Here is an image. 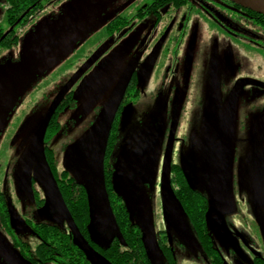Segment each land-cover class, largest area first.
<instances>
[{
	"label": "flooded vegetation",
	"instance_id": "1",
	"mask_svg": "<svg viewBox=\"0 0 264 264\" xmlns=\"http://www.w3.org/2000/svg\"><path fill=\"white\" fill-rule=\"evenodd\" d=\"M66 1L43 0L23 21L7 17L8 28L0 26V52L17 45V28L37 22ZM84 31L59 53H76L93 36L84 58L32 109L39 110L35 145H28L24 124L33 119L30 113L32 118L26 115L4 149L9 169L0 189V234L5 237L0 236V264H65L67 235L76 249L82 248L75 227L88 245L104 248L120 242L142 248L158 264H177L176 258L191 253L206 264H229L223 253L234 264H264V15L227 0H97L95 17ZM131 64L134 71L105 156V186L121 240L93 218L95 205L86 187L91 164H85L84 154ZM2 77L0 151L8 126L28 99L14 100L13 71ZM66 88L46 130L44 150L74 224L48 195L36 159L43 121ZM143 98L150 109L139 116L136 108ZM82 123L88 124L80 130ZM19 141L20 147H15ZM167 156L171 213L165 212L163 196ZM225 160L231 168L233 206L232 212L221 206L219 216L214 203L225 199L217 171ZM140 162L135 192L133 171ZM84 188V206L92 214L78 224L66 195ZM154 194L162 201L153 212L160 215L157 234L150 220ZM229 216H234L232 221ZM38 234L52 241L44 248L58 249V261L40 257Z\"/></svg>",
	"mask_w": 264,
	"mask_h": 264
},
{
	"label": "rangeland",
	"instance_id": "2",
	"mask_svg": "<svg viewBox=\"0 0 264 264\" xmlns=\"http://www.w3.org/2000/svg\"><path fill=\"white\" fill-rule=\"evenodd\" d=\"M121 3V0H119ZM106 4V3H104ZM97 0H69L63 2L60 6L55 8L51 13H46V16L38 19L37 22H33L25 26L24 28H17L15 30L18 42L17 45L11 49H4L0 52V81L4 75H9L13 71L14 100H18L20 103L23 102L24 98H28L22 106V112L18 119H14L12 124L8 126V137H6L5 146L0 151V189L4 187L6 174L8 172L7 166L9 163L8 154L5 153V147L10 143L11 138L15 135V131L19 124H22L26 115L32 118L30 121H25L26 129L29 133L28 145L34 141V131L36 124L34 119L38 116L39 110L33 112V107L37 101H41L44 97L52 95L53 90L58 84L63 83L66 79V72H70L71 69L76 67L80 61L84 58L85 52L93 44L95 37H91L87 42L78 49L76 53L70 52L64 56L60 55L61 48L76 37H79L85 33L91 22L93 21L96 13ZM112 5L109 4L110 8ZM52 8V7H51ZM6 4L5 0H0V26L4 29L8 28L6 22ZM63 27V30L59 31L49 42L44 43L43 41L50 35H52L56 29ZM44 44H43V43ZM68 42V43H69ZM248 53V52H247ZM247 71H249L247 69ZM71 73V72H70ZM73 73V71H72ZM153 84H151L152 86ZM33 87H36V92L32 95L28 94L32 91ZM24 103V102H23ZM150 109L148 99H142L139 107L136 108L137 115H144ZM88 123H82L80 130H83ZM21 141L16 143L15 147H20ZM24 155V152H23ZM124 159L127 160L130 157V151L127 155H124ZM57 158L59 162L62 161V155L57 152ZM151 199V225L153 233L157 234L158 229L161 227L159 212L154 215V211L159 209L162 201L157 198L155 194ZM234 216H229L228 220H233ZM19 227H21L19 225ZM236 227L239 226L236 224ZM1 238L5 239L0 234ZM262 253L264 256L263 249ZM163 255V254H162ZM229 264H234L233 259L223 253ZM165 257V256H163ZM177 264H206L202 259H198L195 254L189 256L181 255L176 258ZM252 264V263H250Z\"/></svg>",
	"mask_w": 264,
	"mask_h": 264
},
{
	"label": "water",
	"instance_id": "3",
	"mask_svg": "<svg viewBox=\"0 0 264 264\" xmlns=\"http://www.w3.org/2000/svg\"><path fill=\"white\" fill-rule=\"evenodd\" d=\"M227 1L264 15V0H227ZM61 30H63V27L56 29V31L52 35L48 36L43 42L44 43L49 42ZM87 67H85L81 71V73ZM133 71H134V66L131 64L127 67V69L122 74L105 108L101 123L97 130V133L95 137L93 138V140L88 145V148L86 149L85 154H84L85 160H86L85 164H91V169L89 170V176L87 179L86 187H87L88 195L90 199H92L95 205V210L92 209L94 211L93 218L94 220L98 222L101 221L104 225H107L109 228V231L113 233V235L119 237L121 240L123 238H122L119 226L116 222V219H115V216H114L111 204H110L109 196L106 190V186H105V156H106L108 139H109L110 132L113 126V122L115 120L119 105L123 99L125 91L127 90L128 84L131 80ZM76 78L77 77H75L72 80L69 86L72 85V83L76 80ZM67 88L64 89L62 93L56 98L53 105L49 109V112L45 120L43 121V124L40 129V136L38 139V144L36 147V159L39 165L40 173L41 175H43L44 180L46 181V190H47L48 195L52 196L55 203L59 205L63 210L66 211L69 221L73 223L71 215L69 214V211L59 192L56 180L51 172V169L49 168V164L46 160L45 150H44V138H45L46 130L48 128L49 122L54 112L56 111L62 98L64 97V94L66 93ZM1 98H0V104H3L5 102V98L4 96ZM219 164H220L221 169L217 172H218L219 177L223 179L225 203L222 204L221 202H215L214 212L218 213L220 216L221 206L226 207L228 212H232L233 199H232V187H231L232 186L231 185V168L229 164L226 163V160L225 162H223V165L221 162ZM169 174H170L169 159L167 156L165 159L164 172H163V191H164L163 196H164L165 212L168 211L169 213H171ZM133 178L135 180V185H131V189L132 190L134 189L136 192L138 188L140 187L141 162L135 167L133 171ZM222 225H223L222 226L223 233H226L228 230L223 223ZM74 232H75V237L82 243V244L80 243L81 247L85 250V252H87V254H89L91 259L95 263L102 262L103 259L87 243H85L84 238L80 235L76 227H75ZM160 254L162 255V252Z\"/></svg>",
	"mask_w": 264,
	"mask_h": 264
},
{
	"label": "trees",
	"instance_id": "4",
	"mask_svg": "<svg viewBox=\"0 0 264 264\" xmlns=\"http://www.w3.org/2000/svg\"><path fill=\"white\" fill-rule=\"evenodd\" d=\"M42 2L43 0H5L8 7V20L11 22H17L19 19H22L21 21L25 20L26 16L24 15L31 9L39 6ZM87 197L88 195L86 194L85 188L78 191L76 190L74 193L66 195L67 202L71 207L72 217L78 224L83 222L86 223L91 217L89 215L91 210L88 211V207L86 208L84 206L86 200L88 199ZM90 213L92 214V211ZM80 220L83 222H80ZM36 236L38 241L41 243L39 247H43L39 253L40 257L43 259H46L47 257L49 261H58L60 258L57 253L59 252L57 248H55V250H52L54 248L51 247L44 248L45 245L52 243V241H50L44 234H38ZM54 240L55 241L53 242L55 246H57V237ZM66 244L69 245V248L65 252V264H98L91 259L89 254H87L83 248L76 249L70 235L66 236ZM89 246L99 254L105 264H158L156 261L151 259L148 254L142 250V248L124 247L120 242L112 245L109 244L108 247L104 248L99 245V248L95 247L93 244H89ZM170 264L175 263L170 260Z\"/></svg>",
	"mask_w": 264,
	"mask_h": 264
}]
</instances>
